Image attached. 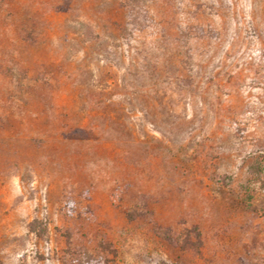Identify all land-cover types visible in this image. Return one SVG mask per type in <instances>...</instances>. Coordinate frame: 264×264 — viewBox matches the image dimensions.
<instances>
[{"label":"rangeland","instance_id":"obj_1","mask_svg":"<svg viewBox=\"0 0 264 264\" xmlns=\"http://www.w3.org/2000/svg\"><path fill=\"white\" fill-rule=\"evenodd\" d=\"M0 264H264V0H0Z\"/></svg>","mask_w":264,"mask_h":264},{"label":"trees","instance_id":"obj_2","mask_svg":"<svg viewBox=\"0 0 264 264\" xmlns=\"http://www.w3.org/2000/svg\"><path fill=\"white\" fill-rule=\"evenodd\" d=\"M150 21L151 20L147 15V11L144 8H141L136 18V23H140L141 25H148Z\"/></svg>","mask_w":264,"mask_h":264}]
</instances>
